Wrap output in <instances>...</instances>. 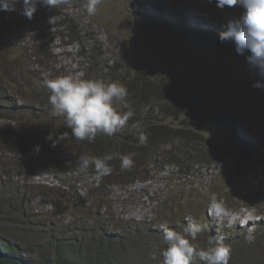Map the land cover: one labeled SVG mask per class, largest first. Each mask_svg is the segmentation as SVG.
<instances>
[{
    "label": "trees",
    "instance_id": "obj_1",
    "mask_svg": "<svg viewBox=\"0 0 264 264\" xmlns=\"http://www.w3.org/2000/svg\"><path fill=\"white\" fill-rule=\"evenodd\" d=\"M37 9L47 17L59 16V6L47 8L37 5ZM162 21L167 22L166 19ZM168 22L170 27L183 32L189 41H201V46L215 57L229 56L230 59L246 61V56L249 55L247 51L244 54L237 53L235 42L231 39L221 42L218 32L191 30L174 21ZM68 31V37L79 42L75 29L69 24ZM44 41L45 39L38 40L33 49L26 47L17 57H13L14 52L8 51L0 41V49H5L7 53L5 58H0V100L4 104V118L0 115V123H5L0 126V150L10 155L0 156V264H156V259H152L153 255H160L165 247L161 246L160 252L156 253L148 251L157 235L150 228L155 221L111 222L109 215L102 214L107 206L104 200L109 196L108 188L149 181L152 174L160 171L166 164L177 167L185 176L193 174L195 166L199 164H214L212 156L208 159L203 157L206 153H198L201 149L203 152L214 149L212 155H216L218 160L224 159L225 154L233 162L235 174L227 170L225 182L238 175L240 167L248 165L250 169L258 164V158H255L258 149V155L263 157L260 163H264V134L260 137L249 135L253 127L264 129V89L253 87V74L237 84L226 87L217 85L212 90H205L176 80V76L171 74L153 79L152 73L132 76L128 72L118 74L114 68L104 75L91 71L95 66L93 61H90L91 70H87L81 78H99L108 82L117 79L122 82L128 89L127 102L132 106L134 115L125 128L111 137L98 135L92 143L69 138L51 147V141L46 139L50 132L54 133L55 139L65 131L71 133V129L66 127L63 117L53 115L49 103L50 91L43 86L45 80L42 75H35L36 69L41 67L47 68L46 71L51 74L48 79L62 75L42 63L49 57ZM116 76L118 77L115 78ZM205 79L210 82L217 77L208 76ZM121 103L117 102V106ZM155 107L160 119L168 120L169 124L165 125V122L158 119ZM212 120L229 128L237 138L238 130L247 131L248 134L241 136L239 145L225 148L215 145L204 140L195 130ZM140 132L146 134L144 142L138 139ZM37 145L40 146L38 153L35 151ZM130 152L138 153L134 166L129 170H122L119 156L110 161L114 169L112 174L99 176L100 182L90 189L86 201L75 200L69 203L68 208L58 207L55 209L57 213H35L28 208L37 199L52 195V189L48 187L29 185L38 170L56 175L98 176L91 167L86 172H80L78 157ZM8 167L23 174L25 185L14 182L10 172L4 170ZM65 187L72 194L77 190L71 184ZM12 188L16 191H12ZM221 191L224 196L219 198L227 199L226 187ZM60 197L62 198L61 195ZM90 205L97 209L84 214V209H89ZM59 213L82 216L73 218L68 224L59 225L53 219ZM181 223L183 230L188 221L182 220ZM128 224L130 229L126 232ZM211 236L215 235L205 238L203 247L201 245L200 248H207V241ZM223 237L231 248L238 244V236ZM199 241L196 238L193 243L198 245ZM252 244H259L264 250V241L257 239ZM137 250L143 253L137 255ZM244 252L248 251L241 249V253ZM136 257H139V261ZM242 259L241 264H248L245 262L246 258ZM229 264L237 263L231 257ZM257 264H264V255Z\"/></svg>",
    "mask_w": 264,
    "mask_h": 264
},
{
    "label": "rangeland",
    "instance_id": "obj_2",
    "mask_svg": "<svg viewBox=\"0 0 264 264\" xmlns=\"http://www.w3.org/2000/svg\"><path fill=\"white\" fill-rule=\"evenodd\" d=\"M86 4L87 0H68L67 4L59 6V16L47 17L37 9L28 19L22 14V4L17 3L15 11H0V41L8 51L14 52L13 57H17L26 47L33 49L38 40L45 39L49 57L42 63L54 68L57 74L72 75L74 78H81L87 70H91L90 61L95 64L91 71L104 75L114 68L118 74L128 72L132 76L152 73L153 79L171 74L176 76V80L205 90H212L217 85L226 87L237 84L251 74L245 60L230 59L229 56L215 57L201 46V41H189L168 22L174 21L191 30L210 29L220 33L225 30L222 25L240 17L238 6H225L223 10L217 5H207L203 0H103L97 13L89 16ZM152 16L158 17L155 19ZM68 24L75 29L79 42L68 37ZM6 54L5 49H0V58H5ZM46 70L45 67L37 68L35 75L41 74L42 79L46 80L51 77ZM208 76L217 79L209 82V79H205ZM9 94L12 95L11 92ZM155 108L158 119L165 125L169 124L168 120L160 119ZM3 111L4 104L0 100V115L4 118ZM4 124L0 123V126ZM195 130L204 140L223 148L239 145L241 136L248 134L247 131L238 130L237 138L229 128L216 120ZM263 134L264 129L259 126L253 127L249 133L258 137ZM214 152V149L198 151L203 155L206 153L205 158L212 156L213 163L217 164H199L193 174L185 176L177 167L166 164L152 174L149 181L108 188L109 196L104 200L107 206L102 214L109 215L111 222L134 220L148 223L154 220L150 228L157 235L148 249L149 253L160 252L161 246L166 248L162 226L182 231V220L207 222L210 231L197 236L200 239L199 247H203V240L211 234L228 238L238 236V244L233 245L231 253L233 262L241 264L242 258H246V263L257 264L263 258L264 250L252 242L257 239L264 241V189H260L264 187V166L250 168L251 172L244 173L238 180L225 182L227 179L223 169L230 163L221 158L218 163L217 156L212 155ZM0 156L9 157L1 150ZM4 170L10 172L14 182L24 184L23 174L18 170L12 167ZM68 181L70 183H65ZM99 182L100 177L88 174L56 175L38 170L29 184L47 186L55 193L51 197L37 199L28 208L35 213L55 212L58 207L68 208L69 203L75 200L86 201L90 189ZM70 184L77 189L75 194L65 187ZM224 187L228 193V199L223 201L226 214L219 217L210 215L209 198L213 193L218 198L223 197L221 190ZM12 191H16L15 188ZM83 206L87 207L85 204ZM95 209L97 207L90 205L89 209H84V214ZM81 216L59 213L53 219L63 225ZM126 226L127 232L130 225ZM241 249L248 252L241 253ZM141 253V250H137V255ZM136 260L139 261V257ZM162 261L161 254L156 256V264H162Z\"/></svg>",
    "mask_w": 264,
    "mask_h": 264
},
{
    "label": "clouds",
    "instance_id": "obj_3",
    "mask_svg": "<svg viewBox=\"0 0 264 264\" xmlns=\"http://www.w3.org/2000/svg\"><path fill=\"white\" fill-rule=\"evenodd\" d=\"M203 1L207 5H217L223 10H225V6L239 7L240 17L221 26L225 30L219 33V39L221 42L233 40L239 54H244L246 51L249 53L246 56V61L250 73L253 74V87L264 89V0ZM17 3L22 4V14L31 19L37 11V5L55 8L67 4L68 0H0V11H15ZM102 3L103 0H87V14L95 15ZM43 86L50 91L49 103L52 106L53 115L63 117L66 127L71 129V133L65 131L55 139H53L54 133L50 132L46 139L51 141V147H55L59 142L69 138L92 143L98 135L111 137L125 128L134 115L132 106L127 102L128 89L120 81L108 82L99 78L84 79L74 78L72 75H60L54 79L43 81ZM117 102H122L119 107ZM138 139L140 142H144L146 134L138 133ZM39 150L40 146H35L37 153ZM258 151L255 155V158H258L256 161L258 164L251 169L260 165L264 166V163H260L263 157L258 155ZM137 155L138 153L135 152L106 153L100 157L82 155L78 157L77 164L80 172H86L91 167L94 168L98 177H103L112 174L114 169L110 161L117 156L121 161V169L129 170L134 166V159ZM223 158L224 161L230 163V166L224 167V174L226 175L227 170L235 174L233 162L225 154H223ZM219 162L220 160H218ZM216 164L214 162L212 165ZM239 170L238 175L232 177L233 179L238 180L244 173L251 172L248 165L240 167ZM220 172L221 170H219ZM31 186L36 185L32 184ZM260 189H264V187ZM54 193L55 190L52 189L51 196ZM227 199L221 200L215 193L211 194L208 205L209 214L216 217L226 214L223 201ZM208 231H210V227L207 222L195 219L188 222L182 231L162 226L163 241L166 244V248L161 252L162 264H229L232 248L225 242L223 235L209 237L207 248H200L193 243L199 234ZM152 259H156L155 255Z\"/></svg>",
    "mask_w": 264,
    "mask_h": 264
}]
</instances>
